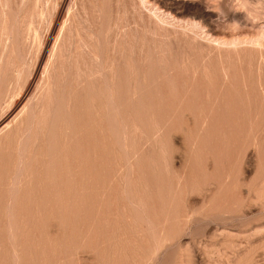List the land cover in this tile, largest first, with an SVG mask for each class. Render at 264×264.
Instances as JSON below:
<instances>
[{
	"label": "rangeland",
	"instance_id": "1",
	"mask_svg": "<svg viewBox=\"0 0 264 264\" xmlns=\"http://www.w3.org/2000/svg\"><path fill=\"white\" fill-rule=\"evenodd\" d=\"M0 264H264V0H0Z\"/></svg>",
	"mask_w": 264,
	"mask_h": 264
},
{
	"label": "bare ground",
	"instance_id": "2",
	"mask_svg": "<svg viewBox=\"0 0 264 264\" xmlns=\"http://www.w3.org/2000/svg\"><path fill=\"white\" fill-rule=\"evenodd\" d=\"M142 1V0H141Z\"/></svg>",
	"mask_w": 264,
	"mask_h": 264
}]
</instances>
